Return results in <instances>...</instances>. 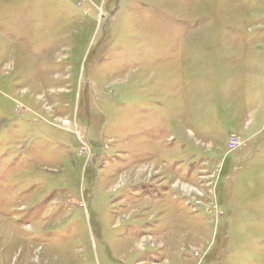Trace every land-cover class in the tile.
<instances>
[{"label":"rangeland","instance_id":"rangeland-1","mask_svg":"<svg viewBox=\"0 0 264 264\" xmlns=\"http://www.w3.org/2000/svg\"><path fill=\"white\" fill-rule=\"evenodd\" d=\"M0 264H264V0H0Z\"/></svg>","mask_w":264,"mask_h":264},{"label":"crops","instance_id":"crops-1","mask_svg":"<svg viewBox=\"0 0 264 264\" xmlns=\"http://www.w3.org/2000/svg\"><path fill=\"white\" fill-rule=\"evenodd\" d=\"M221 77H222V79H223V77L226 79L227 78V75H221ZM258 116H260V114L258 115ZM255 128V127H254ZM258 129V128H257ZM257 129L256 130H254V132L253 133H256L257 132Z\"/></svg>","mask_w":264,"mask_h":264}]
</instances>
